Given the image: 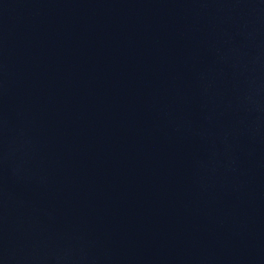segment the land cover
Instances as JSON below:
<instances>
[{"label": "water", "instance_id": "obj_1", "mask_svg": "<svg viewBox=\"0 0 264 264\" xmlns=\"http://www.w3.org/2000/svg\"><path fill=\"white\" fill-rule=\"evenodd\" d=\"M0 264H264V0H0Z\"/></svg>", "mask_w": 264, "mask_h": 264}]
</instances>
